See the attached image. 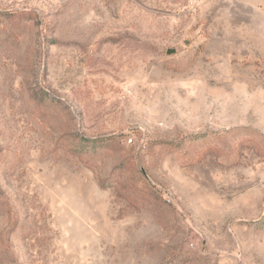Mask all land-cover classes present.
<instances>
[{"label": "rangeland", "instance_id": "374dc122", "mask_svg": "<svg viewBox=\"0 0 264 264\" xmlns=\"http://www.w3.org/2000/svg\"><path fill=\"white\" fill-rule=\"evenodd\" d=\"M0 264H264V0H0Z\"/></svg>", "mask_w": 264, "mask_h": 264}, {"label": "built area", "instance_id": "2783aa9c", "mask_svg": "<svg viewBox=\"0 0 264 264\" xmlns=\"http://www.w3.org/2000/svg\"><path fill=\"white\" fill-rule=\"evenodd\" d=\"M127 143H128V144H131V143H132V139H131V138H128V139H127Z\"/></svg>", "mask_w": 264, "mask_h": 264}]
</instances>
